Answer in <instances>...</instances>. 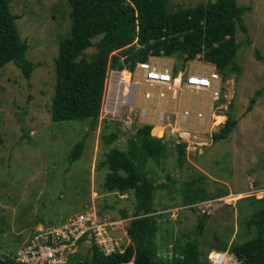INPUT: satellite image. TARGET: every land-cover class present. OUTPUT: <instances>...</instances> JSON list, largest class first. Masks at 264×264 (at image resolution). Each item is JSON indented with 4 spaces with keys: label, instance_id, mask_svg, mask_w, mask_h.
Instances as JSON below:
<instances>
[{
    "label": "rangeland",
    "instance_id": "obj_1",
    "mask_svg": "<svg viewBox=\"0 0 264 264\" xmlns=\"http://www.w3.org/2000/svg\"><path fill=\"white\" fill-rule=\"evenodd\" d=\"M168 1L172 10L177 11L205 4L209 0ZM68 2H11L13 11L19 15L31 10L29 13L26 11L29 19H22L19 33L30 45L27 58L39 66L29 81L13 63L0 69V220L6 230L1 238L0 254L6 250L14 254L15 248L26 241L39 223L58 225L87 207L95 208L100 216L106 215L114 220V227L109 233L120 237L125 220L128 219L129 224L136 211L133 191L125 194L103 191L108 169L99 168V164L108 151L101 137L104 131L111 130L107 127L108 120L99 115L92 133L89 120L59 123L65 125L64 128L55 126L58 123L54 125L52 121L50 109L56 85L59 41L71 25ZM238 3L252 8L245 15L249 42L238 29L237 40L243 44L235 62L240 72L232 71L224 78L223 97L216 103L221 105L216 109L221 114L215 117L214 124L218 126L208 135L195 133L191 139L185 136L184 141L172 127L171 117L167 116L160 133L151 132L152 136H162L168 149L166 157L160 160L162 163L156 164L153 160L146 163V172L155 184L165 185L171 183V179L175 187L184 189L183 183L193 181L194 185L196 182L210 195L222 192L224 195L213 202L198 205L205 203L201 209L211 212V215L205 216L208 223L203 233L198 235V219L204 216L197 206V213L181 207V197L171 187L158 188L154 192L152 207L160 222L157 241L161 242L162 253L166 257L171 255L174 245H185L195 239L202 251L212 250L216 242L214 236L228 233L229 229L232 231L230 243L251 238L253 232L247 234V224L250 216L259 210L258 202L264 197V0H238ZM98 39H93V42ZM96 50L95 47L88 49L87 56L96 53ZM112 55H118L120 61L123 60L118 51ZM171 60L175 66L181 63L174 58ZM262 88L263 93L252 111L247 112L251 97ZM140 103L141 106L148 105L147 102ZM229 117L238 120L236 128L225 141L213 143L212 136ZM117 123L110 121L109 124L121 130L123 126ZM252 123L256 124L255 128H251ZM133 132H120L109 148L128 150L129 139L135 138ZM85 134L88 135V142L84 161L70 164L67 156L75 142L84 138ZM206 136H211L208 144ZM181 143L185 145L186 153L183 167L179 168L177 145ZM236 166H239L237 178L234 174ZM17 236L22 237L21 241L16 240ZM108 241L106 237V246ZM87 246L90 247L91 243L87 242ZM78 254L85 255L87 252ZM84 255L78 258L86 257Z\"/></svg>",
    "mask_w": 264,
    "mask_h": 264
},
{
    "label": "trees",
    "instance_id": "obj_2",
    "mask_svg": "<svg viewBox=\"0 0 264 264\" xmlns=\"http://www.w3.org/2000/svg\"><path fill=\"white\" fill-rule=\"evenodd\" d=\"M12 1L0 0V69L13 63L29 81L39 65L27 58L30 45L20 36V16L13 11ZM68 3L71 7V25L59 41L56 85L51 98L52 121L54 125L58 123L55 126H62L59 124L62 122L89 120L91 133L95 131L108 66L133 69L136 62L148 60L154 55L180 60L176 71L185 69L189 61L199 59L215 65L223 78L232 71L240 72L235 57L243 43L237 41L236 36L239 28L247 35L249 42L245 15L251 7L240 5L238 0H209L205 4L177 11L172 10L168 0H69ZM98 37V41L93 42ZM92 47L97 49L96 53L87 56V50ZM115 51L120 52L122 61L118 55H112ZM256 52L261 58L259 51ZM124 73L123 77L129 79L127 72ZM262 93L263 88L251 97L247 112L253 109ZM237 124V119L229 117L213 135V143L225 141ZM107 127H111L110 132L104 131L101 137L108 151L99 164V168L108 169L103 191L107 194L133 191L137 211L127 229L132 243L126 246L124 253L114 250L109 254L94 243L87 249V254L74 256L75 262L71 264L80 261L88 264H124L140 255H146L151 264H210L207 256L214 250H230L237 257L238 264H264V197L258 202L259 210L250 216L247 224V234L253 232L251 238L230 243L232 231L226 228L228 233L214 236L216 242L212 250L202 251L195 239L185 245H174L171 255L164 256L161 242L157 241L160 222L152 207L154 192L158 188L171 187L180 195L185 206L217 199L220 195L224 196L223 192L210 195L196 182L194 185L193 181L183 183L184 189H180L169 177L171 183L155 184L145 167L148 160L160 164V160L166 157L168 149L161 139L163 137L152 136L151 126H138L135 138L129 139V148L124 151L109 148L123 131L110 124ZM87 142V134L75 142L67 156L70 164L84 161ZM177 148L178 167L182 168L186 147L181 143ZM141 210L145 214L138 217ZM207 221L205 216L198 219V235L203 233ZM5 233L0 220V242ZM21 238L17 236L16 240L21 241ZM12 255L6 250L2 257L15 263ZM79 255L86 257L78 258Z\"/></svg>",
    "mask_w": 264,
    "mask_h": 264
},
{
    "label": "built area",
    "instance_id": "obj_3",
    "mask_svg": "<svg viewBox=\"0 0 264 264\" xmlns=\"http://www.w3.org/2000/svg\"><path fill=\"white\" fill-rule=\"evenodd\" d=\"M186 71V74H176L173 64L155 56L138 63L132 72H127L128 80L112 70L101 106L102 116L105 119H123L128 109L137 111V120L147 125L165 123L166 117L170 116L172 127L184 141L185 136L191 139L195 133L206 132L208 114L216 109L212 101L220 98L222 80L214 67L200 62L189 63ZM140 101L148 105L141 106ZM122 126L127 130L130 123L124 121ZM89 220L88 215H81L74 224L41 228V232L19 253V260L26 264L61 262L63 253L75 246L86 231L92 230L93 227L87 223ZM100 228L95 225L94 232ZM104 234L107 235L105 229L99 230L97 241L109 254L119 243L109 238L106 246ZM220 256L217 254L216 258Z\"/></svg>",
    "mask_w": 264,
    "mask_h": 264
},
{
    "label": "clouds",
    "instance_id": "obj_4",
    "mask_svg": "<svg viewBox=\"0 0 264 264\" xmlns=\"http://www.w3.org/2000/svg\"><path fill=\"white\" fill-rule=\"evenodd\" d=\"M28 5H30V3L28 4ZM11 7H12V4H11ZM26 11H27V13H29L31 10H25L23 13H21L19 16H20V19H19V23L21 24V21H22V19H25V21H27L28 19H29V15L26 13ZM252 11V8H251V10L249 11V12H251ZM248 12V13H249ZM27 15V16H26ZM247 15V14H246ZM246 24V23H245ZM247 26V25H246ZM247 28H248V26H247ZM239 29V28H238ZM249 32V31H248ZM237 34H238V32H237ZM249 34V33H248ZM246 37H247V35H246ZM236 38H237V36H236ZM238 41V40H237ZM154 55H152V56H150V57H153ZM149 57V58H150ZM155 57H162L163 59H166V60H168L169 62V64H173V66H174V68H175V72H176V74H186L187 73V67H188V65H189V63H193V60H191V61H189L187 64H186V68L185 69H179V70H177L176 71V66H175V64L172 62V60H169L168 58L169 57H166V56H155ZM148 58V59H149ZM171 59V58H170ZM145 61H147V60H145ZM140 62H144V61H140ZM140 62H136V64L134 65V68H135V66L138 64V63H140ZM196 62H200V63H203V64H207V65H209V66H212V67H214V70H215V72L218 74V76L220 77V79L222 80V89H221V94H220V98L217 100V101H215V100H213L212 102H213V104H214V106L216 107V109H219L220 108V106L221 105H216V103L217 102H219V101H221V98L223 97V92H224V90H225V85H224V78H223V76L216 70V67H215V65H213V64H211V63H208V62H205V61H203V60H199V59H197V61ZM134 68L133 69H131L130 67H124V69H118V68H114V67H111V66H108V68L106 69V78H105V81H104V94H103V97H102V102H101V106H102V103H103V100H104V96H105V91H106V84H107V81H108V79H109V76H110V73H111V71L112 70H114V71H116L117 72V74H118V76H120V77H122L123 78V75H124V71H126V72H132L133 70H134ZM259 99V98H258ZM258 101V100H257ZM216 109L214 110V112L213 113H209L208 114V118H209V122L207 123V131L206 132H203V134H205V135H208L209 133H210V131L213 129V128H215L216 126H218V125H215L214 123H215V117L216 116H219V115H221V114H218V112L216 111ZM252 111V110H251ZM100 115H102V113H101V109H100ZM102 118H104V117H102ZM105 119V118H104ZM138 118H137V111H135V112H133V111H130V110H128V109H126V111H125V113H124V118L123 119H106V120H108V122H107V124H109L110 123V121H114V122H119L120 123V125H123V123H124V121H128L129 123H130V128H128L127 130L125 129H123L122 127H121V130L124 132V133H129L130 131H136V127H138V126H141V125H147V124H143V123H141V122H139L138 120H137ZM227 121V120H226ZM225 121V122H226ZM225 122L223 123V126H224V124H225ZM137 123H139V124H137ZM136 124V125H135ZM155 125H157V124H155ZM155 125H148V126H151L152 127V130L154 129V127H155ZM220 125V124H219ZM222 126V127H223ZM221 127V128H222ZM220 128V129H221ZM167 129V128H166ZM165 129V130H166ZM152 130H151V132H152ZM217 131V130H216ZM215 131V132H216ZM133 132V133H134ZM214 132V133H215ZM214 133H212L211 134V136L214 134ZM211 136H206V144H208V139H209V137H211ZM155 137V136H154ZM213 137V136H212ZM212 141H213V138H212ZM207 146V145H206ZM215 200V199H214ZM214 200H209V201H205V202H213ZM200 203H202V202H200ZM200 203H196V204H193V205H189V206H185V205H181V207H184V208H187V209H189V210H191L193 213H197V208H198V210L200 211V213H201V215L202 216H209V215H211V212L208 210V209H206V210H202L201 208L203 207V206H205L206 204L204 203V205H202V206H198ZM196 206H197V208H196ZM135 207H136V204H135ZM88 208V207H87ZM85 209L83 212H81V213H79V214H75L73 217H71V218H69L68 220H65V221H63L61 224H58V225H51L50 227H46L44 224H41V223H39L32 231H31V233L29 234V236L27 237V239H26V241L21 245V246H19V247H16L15 248V250H16V252L11 256L14 260H15V263H12V264H26V263H23V262H21L20 260H19V253L20 252H23L24 250H25V248L31 243V241H32V239L35 237V235H37L38 233H40L41 231H40V229L41 228H43V229H51V228H61V227H63L64 225H70V224H74V223H76L77 221H78V218L81 216V215H84L85 217L88 215L89 217H90V219L91 220H89V221H87V223H88V225L89 226H91V227H93L92 228V230L91 231H86V233L75 243V246H73V247H71L69 250H66L64 253H63V256L61 257V262H59V263H57V264H71L74 260H73V257L74 256H76L77 254H78V252H87V249L88 248H90V247H92V245L94 244V243H96L97 245H100L99 243H98V241H97V236H96V234H98V231L99 230H101L102 231V229H105L106 230V232H107V235H105L104 234V237H108V238H112V239H115L118 243H119V245L118 246H116L115 247V251L116 250H119L121 253H124V251H125V249H126V246H129L131 243H132V241H131V239H130V237H129V235H128V231H127V229H128V227L130 226V222H131V220L133 219V217H134V214H135V212L137 211V208H136V211L133 213V216H132V218L130 219V221H129V224H128V219H126L125 220V222H126V225L122 228V229H124V232H123V235L122 236H120V237H118V236H116V235H114L113 233H109L110 231H111V228H113L114 227V220H112V219H110L109 217H107L106 215H104V216H100L98 213H97V211L95 210V208H91V207H89L88 209ZM144 214H145V211H144ZM143 214V215H144ZM143 215H141V211L139 212V216L138 217H141V216H143ZM124 223V222H123ZM123 223H121V224H123ZM98 226V227H101L99 230H95V232H94V226ZM124 225V224H123ZM74 226V225H73ZM110 228V229H109ZM87 242H89V243H91V246L90 247H85L86 246V243ZM101 246V245H100ZM101 247H103V246H101ZM7 251H9L10 252V250H7ZM217 254H219V255H221L218 259L216 258V255ZM3 256V254H0V257L1 258H3L2 257ZM146 256V255H145ZM137 257V256H136ZM170 257V256H169ZM208 258V261H209V263L210 264H238V259H237V257L230 251V250H227V251H225V252H220V251H211L209 254H208V256H207ZM135 257H133V259H134ZM3 259H5V258H3ZM133 259H132V261H133ZM6 260V259H5ZM7 261V260H6ZM132 261L131 262H129V263H124V264H130V263H132ZM150 261V260H149ZM9 262V261H8ZM80 262H83V261H80ZM79 262V263H80ZM235 262V263H234ZM11 263V262H10ZM78 263V264H79ZM85 263V262H84ZM151 263V262H150ZM88 264V263H87Z\"/></svg>",
    "mask_w": 264,
    "mask_h": 264
},
{
    "label": "water",
    "instance_id": "obj_5",
    "mask_svg": "<svg viewBox=\"0 0 264 264\" xmlns=\"http://www.w3.org/2000/svg\"><path fill=\"white\" fill-rule=\"evenodd\" d=\"M144 214V210H141V215ZM0 264H12L8 261H6L5 259L1 258L0 257ZM79 264H87V263H84V262H80ZM130 264H151L148 257L145 256V255H140V256H137L133 259L132 263Z\"/></svg>",
    "mask_w": 264,
    "mask_h": 264
},
{
    "label": "bare ground",
    "instance_id": "obj_6",
    "mask_svg": "<svg viewBox=\"0 0 264 264\" xmlns=\"http://www.w3.org/2000/svg\"><path fill=\"white\" fill-rule=\"evenodd\" d=\"M124 78V77H123ZM128 80V79H127ZM165 127V123L162 121L160 123H158L157 125H155L154 129H153V132L154 133H160V129L164 128ZM155 136V135H154ZM158 137V136H157ZM162 137V136H161Z\"/></svg>",
    "mask_w": 264,
    "mask_h": 264
},
{
    "label": "crops",
    "instance_id": "obj_7",
    "mask_svg": "<svg viewBox=\"0 0 264 264\" xmlns=\"http://www.w3.org/2000/svg\"><path fill=\"white\" fill-rule=\"evenodd\" d=\"M169 60H171L170 58H168ZM164 60H166V59H164ZM167 62H169L168 60H166ZM253 125H251V128H255V123H252ZM257 143H259L260 141H256ZM234 174H235V177L237 178V176H239V166H236L235 168H234ZM255 173V172H254Z\"/></svg>",
    "mask_w": 264,
    "mask_h": 264
}]
</instances>
